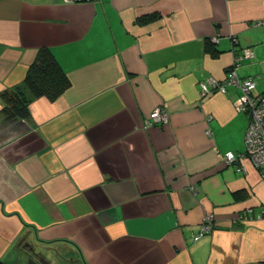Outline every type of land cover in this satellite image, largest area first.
Wrapping results in <instances>:
<instances>
[{
  "label": "crops",
  "instance_id": "obj_1",
  "mask_svg": "<svg viewBox=\"0 0 264 264\" xmlns=\"http://www.w3.org/2000/svg\"><path fill=\"white\" fill-rule=\"evenodd\" d=\"M40 46L70 79L54 100L22 83ZM245 47L236 72L264 93V0H0V93L30 101L8 119L0 98V264L30 247L66 264H264L239 89L199 85ZM156 106L168 121L145 125Z\"/></svg>",
  "mask_w": 264,
  "mask_h": 264
},
{
  "label": "built area",
  "instance_id": "obj_2",
  "mask_svg": "<svg viewBox=\"0 0 264 264\" xmlns=\"http://www.w3.org/2000/svg\"><path fill=\"white\" fill-rule=\"evenodd\" d=\"M75 1V0H64ZM236 38H232L235 41ZM253 52L249 47L234 56L231 66L228 68L229 75L223 79L207 77L199 81L200 94L202 96L218 91L226 92L227 85H234L239 89V96L235 99V107L238 111L248 114V123L243 136L244 151L241 154L257 169L260 177L264 180V93L254 94L256 80L252 76L239 77L236 67L242 60L250 59ZM168 121L167 111L162 106L154 107L145 125L154 123H166ZM224 158L231 162L236 156L232 151L224 153ZM214 227L211 213L204 216L200 230L192 236L194 240L200 238L204 233L209 232Z\"/></svg>",
  "mask_w": 264,
  "mask_h": 264
},
{
  "label": "trees",
  "instance_id": "obj_3",
  "mask_svg": "<svg viewBox=\"0 0 264 264\" xmlns=\"http://www.w3.org/2000/svg\"><path fill=\"white\" fill-rule=\"evenodd\" d=\"M155 17L156 14L142 16L137 19V22L145 23ZM205 49L212 55L217 53L211 42H206ZM22 83L33 97L44 96L49 100H54L68 88L70 79L51 50L47 46H40L33 61L26 69ZM0 98L2 100L1 109L6 118H27L29 116L30 101L20 87L2 90Z\"/></svg>",
  "mask_w": 264,
  "mask_h": 264
},
{
  "label": "water",
  "instance_id": "obj_4",
  "mask_svg": "<svg viewBox=\"0 0 264 264\" xmlns=\"http://www.w3.org/2000/svg\"><path fill=\"white\" fill-rule=\"evenodd\" d=\"M27 255H23L26 264H59L54 262V258L50 257L48 254H45L44 258L41 256L43 253L36 252L32 247L27 251Z\"/></svg>",
  "mask_w": 264,
  "mask_h": 264
},
{
  "label": "flooded vegetation",
  "instance_id": "obj_5",
  "mask_svg": "<svg viewBox=\"0 0 264 264\" xmlns=\"http://www.w3.org/2000/svg\"><path fill=\"white\" fill-rule=\"evenodd\" d=\"M41 256H43L42 258H44V256H46V255H44V254H42ZM59 264H66L65 262H58Z\"/></svg>",
  "mask_w": 264,
  "mask_h": 264
},
{
  "label": "rangeland",
  "instance_id": "obj_6",
  "mask_svg": "<svg viewBox=\"0 0 264 264\" xmlns=\"http://www.w3.org/2000/svg\"><path fill=\"white\" fill-rule=\"evenodd\" d=\"M59 254V253H58ZM64 255H67L65 252H63Z\"/></svg>",
  "mask_w": 264,
  "mask_h": 264
}]
</instances>
